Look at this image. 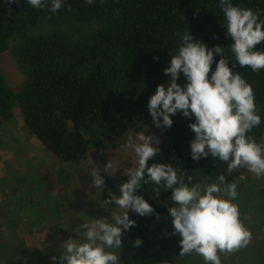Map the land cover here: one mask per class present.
Returning <instances> with one entry per match:
<instances>
[{
  "label": "trees",
  "instance_id": "obj_1",
  "mask_svg": "<svg viewBox=\"0 0 264 264\" xmlns=\"http://www.w3.org/2000/svg\"><path fill=\"white\" fill-rule=\"evenodd\" d=\"M233 3L259 9L264 19V0ZM223 23L218 0H95L92 5L65 0L55 14L48 7L34 9L26 0L11 4L0 0V52L9 49L24 76L14 91L0 74V127L18 108L26 129L61 162L84 166L91 159L102 169L108 161H118L121 169L100 173L105 179L101 206L109 191L118 194L119 185L128 179L125 167L135 162L125 159L127 166L114 151L144 128L159 141L154 146L160 151L149 165L170 163L185 179L191 176L193 183H202L217 169L219 160L191 158L189 142L194 133L189 124L194 116L190 120L178 112L171 117L170 128H157L148 101L157 86L169 79L164 69L179 44L176 33L189 31L195 40L209 48L219 45L225 55H231L228 47L233 41ZM257 47L264 51V43ZM219 58L214 55L213 70ZM229 67H233L231 60ZM233 70L251 84L264 120V69L253 72L236 64ZM177 83H186L183 74ZM252 134L257 141L264 137V123ZM152 187L145 185L137 194L154 212L143 217L128 213L135 224L123 234L122 264L160 262L161 254L147 233L152 220L174 205L171 190H161L157 197ZM102 209L108 214L123 213L115 205ZM137 239L142 241L139 246L134 243Z\"/></svg>",
  "mask_w": 264,
  "mask_h": 264
},
{
  "label": "clouds",
  "instance_id": "obj_2",
  "mask_svg": "<svg viewBox=\"0 0 264 264\" xmlns=\"http://www.w3.org/2000/svg\"><path fill=\"white\" fill-rule=\"evenodd\" d=\"M92 5L95 0H84ZM19 3V0H6ZM34 9L49 8L57 13L65 0H26ZM223 13L226 35L233 41L225 48L216 45L209 48L197 41L189 31L176 33L177 48L171 53L169 66L164 73L169 77L158 85L148 101V111L157 128H170L172 116L178 112L194 122L189 124L194 139L189 142L191 158L199 160L211 156L214 160L227 162L228 173L246 168L255 177H264V137L259 141L252 134L262 120L255 102L254 90L239 73L233 70L236 64L253 72L264 69V51L258 45L264 43V19L259 9L253 11L233 3V0H218ZM214 55L220 58L212 69ZM229 60L233 67H229ZM183 74L186 83H177ZM137 140L139 142H137ZM157 138L151 135L129 137L126 147L135 154L134 166L124 174L127 181L119 185L118 194L109 191L102 207L115 205L125 210L108 218L83 220L71 236L61 245L59 258L51 259L56 264H121L118 250L123 244V234L134 226L129 211L141 217L152 214L154 208L137 193L151 185L159 197L161 190H171L169 207L173 235L181 239L180 256L192 253L203 257L204 264H222L220 253H231L248 245L250 231L244 226L238 205L237 185L226 182L220 175L210 184L193 183L191 176L170 163L148 161L160 151ZM118 170L108 161L102 169L92 167L94 189L104 188L105 179L100 173L113 174ZM136 246L142 241L137 239Z\"/></svg>",
  "mask_w": 264,
  "mask_h": 264
},
{
  "label": "rangeland",
  "instance_id": "obj_3",
  "mask_svg": "<svg viewBox=\"0 0 264 264\" xmlns=\"http://www.w3.org/2000/svg\"><path fill=\"white\" fill-rule=\"evenodd\" d=\"M0 74L12 90L21 87L24 76L9 49L0 52ZM142 132L150 135L144 128L132 137ZM115 154L119 161L136 159L126 145L117 148ZM112 164L121 169L118 161ZM92 167L100 166L91 159L84 166H76L55 158L26 129L18 108L14 109V116L0 127V264H53L51 258H59L63 242L70 236L78 238L74 230L83 220H111L115 214L103 211L101 188L92 187ZM227 169V162L219 160L217 169L201 184L215 182L223 174L226 182L237 185L234 202L251 239L239 250L220 253L222 264H264V177H255L243 167L231 173ZM172 233L169 210L149 226L150 242L161 254L159 264H204L198 254L180 256L181 237Z\"/></svg>",
  "mask_w": 264,
  "mask_h": 264
}]
</instances>
